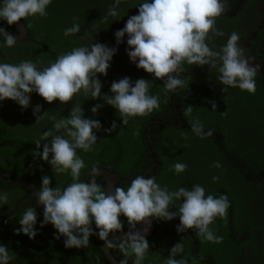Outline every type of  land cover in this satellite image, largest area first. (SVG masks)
I'll return each mask as SVG.
<instances>
[{
	"label": "trees",
	"instance_id": "1",
	"mask_svg": "<svg viewBox=\"0 0 264 264\" xmlns=\"http://www.w3.org/2000/svg\"><path fill=\"white\" fill-rule=\"evenodd\" d=\"M143 2L145 0H121L117 8L119 15L105 19L114 0H52L45 17L22 19L28 29L24 39L17 40L10 48L0 39V63L18 64L27 60L35 63L38 70L76 47L99 42L117 49L107 75L97 74L102 82L101 98L93 99L81 92L66 104L58 100L48 103L33 92L26 109L10 99L0 101V172L11 178L27 179L38 188L44 175L51 178L50 187L63 190L73 183L70 172L57 174L48 162L33 155L34 151L42 152L43 143H50L51 137L41 140L39 149L34 141L53 128L55 121L51 117L67 118L71 108L80 105L83 117L99 120L102 128L93 130L97 141L91 151L77 149V155L85 164L79 182H90L92 170L105 167L121 178L117 185L126 190L131 181L141 175L155 177L156 182L161 183V187L167 186L169 191L180 187L190 189L199 184L206 196L226 195L228 198L227 219L217 217L209 226L215 235L223 237L221 243L204 241L193 229L178 233L179 216L170 221L153 218L152 230L146 235L150 247L142 263L154 260L155 264H164L170 249L181 242L183 252L174 258H184L188 264H264V73L258 72L255 76V94L238 87H227L224 92L222 89L226 86L220 83L216 68L185 63L180 73L185 87L166 93L163 80L155 79L153 74L130 62L126 52L127 34L118 45L114 36L131 15L138 14V5ZM2 4L0 0V6ZM230 17L225 10L216 19V28L236 25ZM74 23L80 25L79 33L65 36L64 29ZM0 27L12 34L17 32L15 24L9 26L4 20H0ZM225 30H220L223 36L213 35L207 41L212 50L219 51L236 29L230 28L229 33ZM238 46L243 53L251 50L239 41ZM125 76L133 82L140 78L149 80V94L158 96L160 102L158 109L147 116L129 118L127 124L122 123L114 107L103 101V95H114L110 91L111 83ZM38 104L40 112L34 114L33 109ZM97 104L102 107L93 114L91 108ZM189 105L193 108L192 114L185 116ZM223 111L226 115H221ZM194 120L203 123L204 132L211 129L213 134L201 139L192 131ZM113 121L117 127L110 133L105 132L103 129L111 127ZM53 132L60 134L54 129ZM176 162L187 164V169L176 174L171 170ZM215 162L221 167H214ZM213 176L219 179L213 181ZM95 182L106 191L103 174H98ZM4 193L8 200L7 204L0 202V245L6 246L13 257L8 264H110L102 252L104 241L98 235H91L87 246L66 248L65 237L57 238L58 232L51 223L41 226L43 213L28 186L0 180V195ZM181 202L175 201L169 211L178 213ZM29 207L35 208L37 213L34 225L37 234L31 239L15 231L20 228L18 221ZM120 220L123 229H128L126 217L121 215ZM92 228L98 232L94 221ZM120 242V239L113 240L116 245ZM110 250L118 260H124L118 247Z\"/></svg>",
	"mask_w": 264,
	"mask_h": 264
},
{
	"label": "clouds",
	"instance_id": "2",
	"mask_svg": "<svg viewBox=\"0 0 264 264\" xmlns=\"http://www.w3.org/2000/svg\"><path fill=\"white\" fill-rule=\"evenodd\" d=\"M51 2L3 0L0 20L11 26L31 16L45 17ZM120 3L121 0H114L105 19L119 15L117 8ZM225 10L226 5L221 0H145L138 5V14L131 15L114 36L118 45L127 34L126 52L130 62L138 69L153 74L155 79L163 80L166 93L185 87L186 82L180 78V73L184 70L182 65L186 63L216 68L220 83L226 86L222 89L224 92L227 87H238L255 94V76L260 65H253L250 58L244 57L243 49L238 46V33H231L219 51L212 50L207 43L213 35H224L216 28V19ZM79 31L80 25L74 23L72 27L64 29V35H75ZM0 39L9 48L17 41L16 36L4 27H0ZM116 51L115 47L99 42L76 47L58 56L55 62L42 70L27 60L18 64L0 63V101L10 99L26 109L33 92L48 103L58 100L66 104L81 92L93 99L101 98L102 82L97 74L107 75ZM150 86L149 80L140 78L133 82L125 76L111 83L110 91L114 95H103V101L114 107L122 123L127 124L129 118L147 116L160 107L159 97L149 94ZM100 107L101 104L93 106L91 112L97 113ZM40 108L39 104L36 105L34 114L39 113ZM215 108L213 103L212 109ZM192 111L189 105L185 109V116H191ZM221 115H226V111L221 112ZM51 119L55 121L53 128L45 131L34 143L39 149L41 140L51 137V141L43 143L42 152L34 151L33 155L48 162L57 174L70 172L74 182L61 190L59 187H50L51 178L44 175L35 194L38 203L43 205L41 226L51 223L58 232L57 238L60 235L65 237L66 248L87 246L89 237L98 235L106 247H118L126 257L135 256L134 264H142L150 247L146 238L148 229L135 230L137 225L149 224L153 218L170 221L177 216L180 221L176 227L178 233L193 229L204 241L222 242L223 237L215 235L209 226L217 217L227 219L230 204L226 195L218 198L211 194L206 196L205 189L199 184L192 185L190 189L180 187L169 191L167 186L161 187L155 177L145 178L141 175L131 181L126 191L114 187L111 193L103 190L94 179L91 182H79L85 164L77 155V149L91 151L97 141L93 130L100 131L102 125L99 120L84 118L80 105L73 106L67 118ZM116 127L113 121L111 127L103 130L110 133ZM191 128L201 139L213 134L211 129L204 132V125L199 120H194ZM53 129L60 134H54ZM184 135L187 138V134ZM214 167L220 168L221 165L215 162ZM186 169L187 164L181 162L171 166L176 174ZM92 171L95 173L97 169ZM212 179L217 181L219 177L213 176ZM7 200V193L0 195L2 204H7ZM175 201H182L178 213L177 210L169 211ZM121 215L126 217L129 231L120 237L121 242L116 245L109 240V236L122 231ZM93 221L98 232L93 231ZM18 222L20 228L15 230L17 234L23 233L30 239L36 236L35 208H27ZM182 252L183 244L176 243L164 264H188L184 258H174ZM12 258L7 247L0 245V264H8ZM120 264H127V260H121Z\"/></svg>",
	"mask_w": 264,
	"mask_h": 264
},
{
	"label": "flooded vegetation",
	"instance_id": "3",
	"mask_svg": "<svg viewBox=\"0 0 264 264\" xmlns=\"http://www.w3.org/2000/svg\"><path fill=\"white\" fill-rule=\"evenodd\" d=\"M224 4L226 5V13L231 16L230 21L236 25L217 27V29H227L225 31L229 33L231 32L230 28H235V32L240 37L239 43H242L243 47L251 48L250 51L244 50V57L250 58V62L253 65L259 64L260 70L258 72L264 73V0H228ZM115 175L118 177L115 180L116 187L121 178L117 174ZM117 187H120V185L118 184ZM123 189L126 191V188L123 187ZM139 226L141 225L138 224L137 227ZM112 254L116 258L115 254ZM123 257L127 259L128 264H134V255L126 257L123 254ZM118 261L120 262V260ZM142 264H155V262L154 260H149L147 263L144 262Z\"/></svg>",
	"mask_w": 264,
	"mask_h": 264
},
{
	"label": "water",
	"instance_id": "4",
	"mask_svg": "<svg viewBox=\"0 0 264 264\" xmlns=\"http://www.w3.org/2000/svg\"><path fill=\"white\" fill-rule=\"evenodd\" d=\"M17 27V32L14 33L13 35L16 36L17 40H21L24 39L27 35H28V29L26 24L23 22V20L19 21L18 23L15 24ZM12 34V33H11ZM97 171L95 173H91V177H90V182L94 179H96V176L98 174H103L105 177V187H106V191L111 193V191L113 190V188L115 187V180L118 179V177L112 173V171H110V169L105 168V167H98L96 168ZM0 180L4 183H11V184H20V185H25L28 186L33 192L34 194L39 190L38 186L35 185L33 182L27 180V179H23V178H11L8 177L4 174H2L0 172ZM36 196V194H35ZM37 199V196H36ZM37 203H38V199H37ZM38 207L40 209V211L43 213V205L38 203ZM153 227V221L152 219H150V223L149 224H145V225H141L139 227H137V229L135 230H143V228H147L148 231L146 233V235L152 230ZM129 231L128 229H123L120 232L115 233V235H110L109 236V240H115V239H120L121 236H123L125 233H127ZM102 250L104 255L106 256L108 262L110 264H120V262L113 256V254L110 251V248L106 247L105 242H103L102 244Z\"/></svg>",
	"mask_w": 264,
	"mask_h": 264
}]
</instances>
